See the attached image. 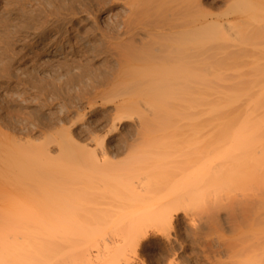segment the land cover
<instances>
[{
    "label": "rangeland",
    "instance_id": "rangeland-1",
    "mask_svg": "<svg viewBox=\"0 0 264 264\" xmlns=\"http://www.w3.org/2000/svg\"><path fill=\"white\" fill-rule=\"evenodd\" d=\"M164 1L167 0H0V130L15 138H30L34 143L37 162L41 159L42 161L39 162H43V166L51 165V169L48 167L49 171L57 172L65 163L63 167L70 173L63 172L67 178L71 174L79 177L83 175L82 180L88 178L94 184L98 181L95 184L97 186L102 181L101 187V183L110 182L111 193L127 197L129 203L134 204L129 206L140 210L141 214L144 213L141 216L146 215L147 218L149 216V219H154L155 216L159 218L163 211L165 212L167 208L169 210L173 201L179 199L183 202L187 199L183 203L189 214L188 219H184L180 214L173 221L171 225L173 228H167L172 245L167 248L158 247L159 249L146 247L138 252L140 258L145 260L144 264H240L241 262L244 264L245 256L252 257L259 244L255 246L256 249H253L254 245H250L249 250L247 248L245 252L234 253L224 249V246L238 245L240 241H244L245 235L242 236V233L247 231L248 227L245 224L249 221L243 219L241 213H236L238 218L227 216L226 210L223 209L224 200L221 206L217 204L212 207L211 204L214 203L212 198L215 196V199H219L220 193L221 200L224 195L226 196L224 194L227 193L224 192L226 190L231 191L229 193L231 194L232 189L237 187L236 192H239V188L240 190L243 187L248 188V184L256 186L261 184L262 180L255 181L254 178L252 180L248 177L250 181L247 184L245 181L248 179L240 175V180L238 177L234 180H237V183L228 182L229 184L225 183L227 185L224 187L221 184L223 188L217 189L218 196L216 193L212 196L205 190L198 192V189H193V186L198 184L196 180L202 178L204 174L208 156L206 149L211 138L216 141L224 134L226 144L233 143L235 138L234 142L238 139V143L234 145L241 143L244 147L248 143L249 145L246 146H251L254 142L258 145L256 137L260 133L261 138L264 135V113H262L264 112V78L262 79L260 75H257L260 76L258 78L254 76L255 80L243 77L235 84L236 82L231 83L234 80H230L232 77L230 74V77L225 74V71L221 80L209 76V73L215 71V68L217 70V67L223 69L222 66L233 65L234 63L231 64L230 61L232 58L233 61L242 58V62H245L251 55H248L249 52L245 48L240 51H243V54L227 48V43L230 41L227 32L228 35L232 34L224 25L228 20L225 12L231 9L230 7L228 9L227 0H183L190 7L189 14L212 21L216 25L213 32L215 39L210 47L206 48L210 51L206 52L207 50L200 46L198 49L196 47L197 52L194 49V55H197L194 56L192 86L190 88H186L185 85L179 86L172 95L181 99L182 103L179 104H185L183 106L186 108L192 104L191 110L182 106L181 109H176L170 104V109L166 113H161V117L154 119L155 122L147 124L149 128L143 136L138 132L137 123L133 124L131 121L122 123L117 119L122 113L118 105L122 83L125 82L121 76L139 73L134 60L136 57L139 59L141 51L143 54L140 55H144L143 57L161 59L155 49L160 46L164 47L163 49L167 48L161 34L166 27L168 28L170 22L161 20L160 14L157 13ZM244 4L247 8L251 5L249 2ZM224 28L228 31L226 32ZM259 36L257 33L248 32L241 35V38L245 42L246 37L250 44H264L262 38L264 35ZM226 37L229 41L225 40ZM135 51L140 52L137 54L134 53ZM133 53L134 55L131 56ZM263 54L264 50L259 56ZM219 57L222 59L220 60ZM240 59L239 63H242ZM210 64L215 68L212 69ZM224 81L228 85L227 88L235 87L234 91L238 97L231 98L239 100L238 106L241 111L243 106L244 111H248V108L246 110L245 108L252 95L253 100L257 97L258 101H255L259 105L256 102L253 103L256 107L251 104L255 110L250 115L241 111L239 114L235 113L236 115L226 112L225 119L220 117L225 122L221 130V126L208 127L207 121L210 117L201 105L209 98L210 88ZM251 105L249 103V106ZM138 112L141 110L133 109L126 113L136 116ZM112 120L115 125L114 130L111 128ZM61 128L65 134L66 146L83 159L77 160L78 166L82 167H66L68 161L64 159L66 151L62 149L63 147L61 153L52 150V143L64 139L60 138L64 135L59 136V139L56 132L53 133ZM49 133L53 134L49 136ZM46 134L51 138H46ZM253 135L255 140L250 138ZM90 137L93 139L90 140ZM247 138H250L249 141ZM100 143H103L102 146L106 149V157L108 156L106 159L98 147ZM262 144L261 142L260 145ZM61 160L65 162L60 163ZM39 162L37 163L39 167L36 168L38 182L35 183L34 189L36 206L41 202L38 201L41 197L49 194L52 186L46 183L47 177L42 175L47 167L44 169ZM82 162L86 165L83 166ZM52 166H54L53 170ZM40 168H43V171ZM42 178L45 180L42 181ZM140 178L145 183L143 186H148L145 192L142 193L138 189V194L139 192L141 194L136 195V190L135 194L134 190L132 192L130 189L122 188V182ZM41 181L46 185H41ZM238 185L243 187L238 188ZM55 186L57 187V184ZM83 186L85 187V184ZM69 189L62 190L73 194L74 190ZM52 190L50 192H53ZM126 201L123 203H127ZM219 206L222 207L220 211H218ZM161 207L166 209L162 211ZM141 209L148 211L142 212ZM262 227L264 220L254 224L256 233L258 230L264 231ZM261 244L263 245L264 242ZM259 251H256L260 253L259 255L263 254Z\"/></svg>",
    "mask_w": 264,
    "mask_h": 264
},
{
    "label": "bare ground",
    "instance_id": "bare-ground-1",
    "mask_svg": "<svg viewBox=\"0 0 264 264\" xmlns=\"http://www.w3.org/2000/svg\"><path fill=\"white\" fill-rule=\"evenodd\" d=\"M253 1L227 0V2H229L228 9H231L225 12L228 16L226 19L228 20L224 24L226 28L232 32L230 35L234 38L232 39L230 35H228V30L224 28L227 32V36L231 38L228 37L231 42L227 37L225 39L229 41L227 43V48L229 47L230 49H234V52L239 51V53L242 54L243 51H240L245 48L249 52L248 55L251 54L252 56L249 55V60L244 59L245 62H242V58V60L236 58L237 60L235 59L233 61V58L231 59L226 56L231 59H229L231 64H234L230 65V61L228 60L229 63H227L229 66H222L223 69L217 67V70L214 67L215 71L209 73V76L212 75V78L221 80L224 71L228 76L230 74L232 77L230 80H234L231 81V83L236 82L235 84L239 83L240 79L243 77L244 79L246 77L247 79L251 78L250 80H252V78H254L253 80H255L257 75H260L262 79L264 78V54L261 57L259 56L264 50V44H250L246 40V37L244 39L245 42L241 38V35L248 32L251 34L252 32L255 34L257 33L260 36L264 35V0H257V2L256 0ZM247 2L251 4L249 8L244 4ZM189 12L190 7L183 0L164 1L162 7L158 8L157 13L160 14L161 20L170 22V24L168 28L166 27L164 33L161 34L167 48L165 47L166 49H163L164 47L161 48L160 46L159 48L157 47L158 49H155L158 52L157 55L159 57L161 56V59H154V57L148 58V56L143 57L144 55H140V53L143 54L142 51H135L134 53L138 54L140 52L139 56H142L139 57L137 55L139 59H137L136 54L134 56L136 57L134 61L136 62L139 73L123 74L121 76V79H124L125 82L122 83L120 103L118 105L122 113L117 116V119L122 123L128 121H131V123L133 122V124L137 123L139 125L138 132L141 136L148 130L149 127L147 128V124L155 122L154 119L161 117V113H166L170 109V104L176 107V109H181V106L184 107L183 105L185 104L180 105L182 103L180 102L181 99L173 97L172 95L179 86L185 85L186 88H190L193 84L195 67L194 56L196 57L197 55H194V49L196 50L195 52H197L200 46V48L203 47L204 50L208 52L210 50L206 48H208L215 39L213 32L216 25L212 21L200 19L195 15L189 14ZM262 38H264V36ZM228 49L227 51H229ZM224 50L226 51V49ZM229 52H232V50ZM134 53L131 54V56H133ZM218 56L219 55H217V57ZM220 56L222 57L224 55ZM234 56L236 55L234 54ZM221 59L222 58H220V60ZM239 59L242 63H239ZM212 64L210 65L212 69H214ZM261 66L262 68H260ZM254 82L255 81H253V83ZM220 83V85H213L210 88V96L201 107L205 108L208 117H210L207 121V123H209L208 127L209 125L216 128L217 126H221L222 128L220 127V129L223 130L225 122L221 120L220 117L225 119L226 112H231V114L233 113L232 115H236L239 114L241 110L240 106H238L240 103L239 100L237 98H231L235 96L238 97L234 91L236 90L235 87L230 86V88H227L226 86L228 85L225 84V81ZM250 83L252 84V82ZM250 98L248 100L250 105H253L255 102L257 103V97L253 100L252 95V99ZM259 101H261V99H259ZM249 103H246L248 106L245 108V110L248 108V111H244L243 106L241 112H246L250 115V113L255 110L253 106L255 105L256 107V104L249 106ZM257 104L259 105V103ZM184 108L191 110L192 104H189L188 108ZM133 109H139L141 112H138L136 116L126 113ZM258 109L261 110L260 107ZM193 110H195V108H193ZM255 112L257 113V111ZM228 115L230 114L228 113ZM113 120L111 128H113V126L115 127V125H113ZM224 129H226V127H224ZM110 130L112 131V129ZM208 130L210 131V129ZM214 130L215 129H213V132ZM55 132L58 138L62 135L64 136L60 137L61 139L65 137L62 128L56 129L53 133ZM223 132L224 131H221V133ZM53 133H49L48 135L50 136ZM238 134L240 135L241 133ZM48 135L45 137H49ZM254 135L249 137L252 139ZM258 136L256 137L258 138V145L257 142H254L255 144L253 143L251 146H246L249 145L248 143L244 145V147L241 143H239L240 145H234L236 142L238 143V139L234 142L235 138H233V143L230 142V144H226L227 140L224 139V134L223 137L221 134L220 137L222 138L216 141L211 138L209 143L207 142L206 154L208 156L204 167V174L202 178L196 180L198 183L195 185L196 187L193 186V189H198V192L205 190L212 196L216 194L218 196V193H216L218 191L217 189L227 185L225 183L229 182L232 184L236 177H238L239 180L241 176L247 178L248 181H245L247 184L250 181L248 177L252 178V180L254 178L255 181L262 180L261 184H256V186H254L255 184L252 186L248 184V188H244L240 185L243 187L241 190L238 185L239 192H236V187L232 189V193L234 192L233 194H229L231 191L226 190L224 192H227L229 195L224 193L226 196L223 194L224 197L221 200L219 193V199H215V196L212 198L215 204L209 199L211 197L208 198V201L213 204H211L212 207L217 204L221 206L222 200H224L223 209L226 210L227 213H225L226 215L228 214L227 216L231 215L235 218L238 216L236 213H241L243 219L249 221L245 224L248 227L247 231L242 233V236L245 235V242L240 241L238 245L229 244L224 246V249L230 253L237 251L242 252L247 250V248L249 250L250 245H254L253 249H256L255 246H257V244H259V248L257 249L259 251L262 245L261 243L264 242V231L258 230V233H256V229L254 228V224L264 220V135L263 138H261V133ZM65 139L66 138L62 139L61 142L56 141L52 143V150L61 153L60 150L61 147H63L62 149L66 151V153H64V159L66 158V161H68V165L65 166L69 168L78 166L77 163L81 157L72 152L69 146H66ZM92 139L93 137H90V140ZM249 139L247 138L248 141ZM253 139L255 140V138ZM229 141H232V139ZM261 142L263 143L262 145H260ZM33 144L30 138H15L0 130V264H144L143 261L145 260L140 258L138 252L146 247L149 249L170 247L172 241L169 233L167 234V228H173L171 225L180 214L184 219H188L187 217L189 214L184 206L187 199L183 201L184 203L180 202L182 200L179 199L176 202L173 201L174 206L171 204L169 210L167 208L165 212L163 210L166 208L161 207L163 211L162 215H160V209H158L161 217L159 216L158 218V216H155L154 219H149V216L148 218L145 217L146 215L141 216L144 213L141 214L140 210L129 206H134V204H130L127 197L111 193L112 191L109 186L112 187V185L110 182L101 183V187L100 182L102 181H100L97 186L95 184H97L98 181L94 184L91 180L89 181L88 178V180L85 179L87 181L82 180L84 178L83 175L79 177L71 174V178L70 176H68V178L67 176L65 177L63 172L67 174L70 173L63 167L65 161L62 160L60 163L64 164H61L62 166L60 167L57 165L59 167L57 172L49 171L48 167L51 169V165L43 166V162H39L42 161L41 159L38 161L39 164H42L44 169L47 167L42 175L47 177L46 183L52 185L50 186L51 189L49 188L50 191L54 189L52 190L53 192L49 191V194H46V196L44 195L45 197L42 195L44 197L40 198L42 200L38 198L39 200H37L41 202H38L36 206L34 189L36 186L35 183L38 182L36 181L38 162L36 160L37 157L34 152ZM102 145L103 143H100L99 146H97L100 152H102L101 154L104 159H106L108 157H106L107 152ZM82 163L83 166L86 165L84 162ZM53 167L54 166H52V170ZM61 167L63 169H60ZM40 169L43 171V168ZM78 177L82 179L79 180L77 179ZM42 179V181L45 180L44 178ZM42 181L41 185H44L45 183ZM243 182L241 183L243 184ZM56 184L57 187L55 186ZM84 184L85 187L83 186ZM121 184L123 189H130V191L134 190L135 194L138 189L140 192L142 191V193L148 189L147 185L146 187L143 186L145 183L141 178L126 180ZM68 187H71V189ZM55 189L56 191H54ZM62 189L74 191L72 194V192L67 193L66 190L63 191ZM76 192H78L79 195ZM140 192L139 194H141ZM139 194L137 192L136 195ZM125 201L127 203H123ZM220 206L218 207V211L222 208ZM148 210H150V208ZM148 210L144 209L142 212ZM263 246L264 244L262 247ZM262 247V251H259L263 252L261 255L256 252L257 250H254L255 253L251 255L253 250L251 249L250 254H248L252 257L249 256L250 258H247V256H245L246 260L243 259L244 264H264V247ZM241 263L243 264V262Z\"/></svg>",
    "mask_w": 264,
    "mask_h": 264
}]
</instances>
